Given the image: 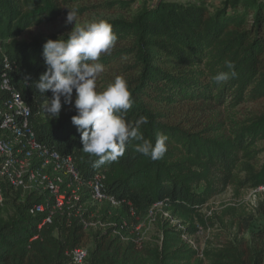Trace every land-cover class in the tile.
<instances>
[{"label": "trees", "instance_id": "1", "mask_svg": "<svg viewBox=\"0 0 264 264\" xmlns=\"http://www.w3.org/2000/svg\"><path fill=\"white\" fill-rule=\"evenodd\" d=\"M137 1L0 0V84L7 78L22 93L38 138L72 155L82 180V216L58 213L41 229V216L30 212L33 197L0 204V264H78L72 252L79 247L89 249L83 264H264V228L252 231L250 239L239 230L203 251L186 239L198 232L195 220L210 198L229 186L264 185V113L235 118L240 104L264 100L263 0H222L217 6L209 0H156L127 19L104 20L117 39L98 61L105 70L97 90L117 76L126 80L134 104L124 119L147 116L144 137L153 143L158 134L168 137L162 159L144 157L134 150L136 141H129L117 162L95 168L97 158L82 151L71 120L77 114L75 90L72 104L61 97L58 116L44 110L52 93L35 89L46 71L43 44L67 39L68 33L26 35L70 10L125 14ZM226 60L237 75L217 84L212 77L229 71ZM9 96L0 88V106ZM96 176L109 197L101 203L92 201L87 186ZM260 196L256 210L264 217ZM152 220L158 222L159 240L143 233ZM252 220L243 217L242 232ZM85 221H101L105 229Z\"/></svg>", "mask_w": 264, "mask_h": 264}, {"label": "clouds", "instance_id": "2", "mask_svg": "<svg viewBox=\"0 0 264 264\" xmlns=\"http://www.w3.org/2000/svg\"><path fill=\"white\" fill-rule=\"evenodd\" d=\"M67 21H75L67 39H47L43 44L46 65L35 89L45 94L51 91L52 98L44 106L47 114L58 116L61 97L73 103L77 114L72 123L81 134L82 151L96 157L92 166L99 168L117 162L125 153L129 141H136L134 150L152 161L162 159L167 152L168 137L158 134L155 143L146 139L141 126L149 123L147 116L135 121H126L124 114L132 108L134 100L126 80L115 77L103 91L97 90V78L105 66L98 62L102 54L110 52L117 39L109 23L94 20L77 25V12L70 10ZM228 72H218L212 77L217 84L227 82L237 73L230 60L225 61Z\"/></svg>", "mask_w": 264, "mask_h": 264}, {"label": "built area", "instance_id": "3", "mask_svg": "<svg viewBox=\"0 0 264 264\" xmlns=\"http://www.w3.org/2000/svg\"><path fill=\"white\" fill-rule=\"evenodd\" d=\"M0 88L10 94L0 106V204L15 197L18 201L33 197L35 202L30 212L41 216L39 229L53 223L58 213L69 210L76 216H82L78 205L81 171L74 157L38 138L30 124V105L7 78L3 79ZM87 186L93 202L109 199L98 176L87 182ZM251 190L262 195L264 185ZM84 223L105 229L101 221L98 224ZM88 254L87 247H79L72 252L78 264H83Z\"/></svg>", "mask_w": 264, "mask_h": 264}, {"label": "rangeland", "instance_id": "4", "mask_svg": "<svg viewBox=\"0 0 264 264\" xmlns=\"http://www.w3.org/2000/svg\"><path fill=\"white\" fill-rule=\"evenodd\" d=\"M156 0H138L133 6L130 13H111L104 10H88L82 14H77V25H83L94 20H106L112 18H129L136 14L143 6H152ZM185 4H197L199 0H175ZM222 0H209L211 5L217 6ZM264 1V0H263ZM68 14L60 17L55 21L45 23L35 28L32 33L26 35L27 38L38 33H69L75 26V21L69 23L67 21ZM254 113H264V100L257 103H242L237 107L235 118L246 119ZM261 196L254 194L251 189L236 190L229 186L224 192L210 198L201 209L202 217L195 220L198 232L187 240L193 243L201 251L220 245L222 241L232 239L239 232V236L250 239L252 231L264 228V217L257 212V206ZM100 202V201H98ZM101 203V202H100ZM253 216L250 223V229L242 232L243 217ZM164 217H169L168 213H164ZM174 223L180 224L176 219ZM182 225V223L180 224ZM146 238H154L159 240L160 231L158 222L152 220L143 230Z\"/></svg>", "mask_w": 264, "mask_h": 264}]
</instances>
